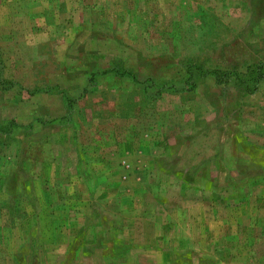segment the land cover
Instances as JSON below:
<instances>
[{
    "label": "rangeland",
    "instance_id": "obj_1",
    "mask_svg": "<svg viewBox=\"0 0 264 264\" xmlns=\"http://www.w3.org/2000/svg\"><path fill=\"white\" fill-rule=\"evenodd\" d=\"M0 264H264V0H0Z\"/></svg>",
    "mask_w": 264,
    "mask_h": 264
},
{
    "label": "crops",
    "instance_id": "obj_2",
    "mask_svg": "<svg viewBox=\"0 0 264 264\" xmlns=\"http://www.w3.org/2000/svg\"><path fill=\"white\" fill-rule=\"evenodd\" d=\"M101 191H98V195H100ZM96 194V195H97ZM130 202H126V205H129ZM145 225L147 224V219L143 218ZM167 226V224H166ZM173 226H171V224H169V229L172 228ZM167 237L169 238V245L172 248V245H177L179 247V249H187V250H191V249H195V248H202V246H204L202 243H200V241L197 240V242H195L192 246H190V242L187 240L186 243L183 242V240H181L179 235H175V233H171L169 232V235H160V238H157V236L155 237L156 242H161V244H167ZM205 237V236H204ZM211 246V244H210ZM175 248V247H174ZM177 249V248H175Z\"/></svg>",
    "mask_w": 264,
    "mask_h": 264
},
{
    "label": "trees",
    "instance_id": "obj_3",
    "mask_svg": "<svg viewBox=\"0 0 264 264\" xmlns=\"http://www.w3.org/2000/svg\"><path fill=\"white\" fill-rule=\"evenodd\" d=\"M118 68H120V67H118ZM120 69H121V73H120L121 76H130V77H132V79H133L134 81H137L135 75L133 76L130 72H128V71H124L122 68H120ZM104 73H105V72H104Z\"/></svg>",
    "mask_w": 264,
    "mask_h": 264
}]
</instances>
